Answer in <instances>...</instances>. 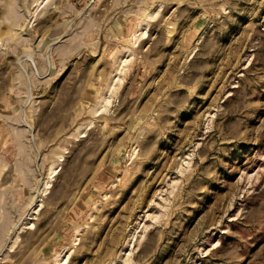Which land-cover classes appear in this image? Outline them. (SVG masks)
I'll list each match as a JSON object with an SVG mask.
<instances>
[{
    "label": "rangeland",
    "instance_id": "obj_1",
    "mask_svg": "<svg viewBox=\"0 0 264 264\" xmlns=\"http://www.w3.org/2000/svg\"><path fill=\"white\" fill-rule=\"evenodd\" d=\"M0 264H264V0H0Z\"/></svg>",
    "mask_w": 264,
    "mask_h": 264
}]
</instances>
